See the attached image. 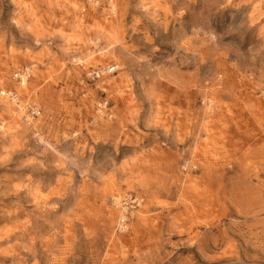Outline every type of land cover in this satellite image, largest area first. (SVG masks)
<instances>
[{
	"label": "rangeland",
	"instance_id": "obj_1",
	"mask_svg": "<svg viewBox=\"0 0 264 264\" xmlns=\"http://www.w3.org/2000/svg\"><path fill=\"white\" fill-rule=\"evenodd\" d=\"M2 91L0 264H264V0H0Z\"/></svg>",
	"mask_w": 264,
	"mask_h": 264
},
{
	"label": "built area",
	"instance_id": "obj_2",
	"mask_svg": "<svg viewBox=\"0 0 264 264\" xmlns=\"http://www.w3.org/2000/svg\"><path fill=\"white\" fill-rule=\"evenodd\" d=\"M30 77V71L27 68H24L18 72H15L13 74V80L18 84L22 85L23 83L27 82L28 78ZM2 97L7 98L9 101H17V93L15 91H2L0 92ZM25 115L27 116L26 121L28 118H34L38 115V110L35 107H30L25 104ZM28 122V121H27ZM136 203V201H134ZM128 226V214L126 210V204H123L121 202V211L120 215L117 218V224H116V231L118 233H123L127 230Z\"/></svg>",
	"mask_w": 264,
	"mask_h": 264
},
{
	"label": "bare ground",
	"instance_id": "obj_3",
	"mask_svg": "<svg viewBox=\"0 0 264 264\" xmlns=\"http://www.w3.org/2000/svg\"><path fill=\"white\" fill-rule=\"evenodd\" d=\"M109 69H110V70H109ZM113 70H114V68L111 69V67H108V68L106 69V71H108V72H109V71H113ZM103 71H104V70H103ZM25 85H26V82L23 83L22 85H18V86L23 88ZM12 102H15V100L12 101ZM27 121H28V120H27ZM114 202H116V200H114Z\"/></svg>",
	"mask_w": 264,
	"mask_h": 264
}]
</instances>
